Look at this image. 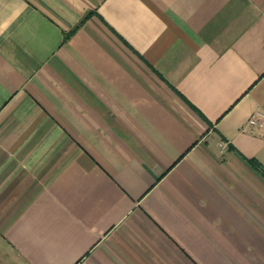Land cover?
Listing matches in <instances>:
<instances>
[{
	"label": "crops",
	"instance_id": "obj_1",
	"mask_svg": "<svg viewBox=\"0 0 264 264\" xmlns=\"http://www.w3.org/2000/svg\"><path fill=\"white\" fill-rule=\"evenodd\" d=\"M0 264H264V0H0Z\"/></svg>",
	"mask_w": 264,
	"mask_h": 264
},
{
	"label": "built area",
	"instance_id": "obj_2",
	"mask_svg": "<svg viewBox=\"0 0 264 264\" xmlns=\"http://www.w3.org/2000/svg\"><path fill=\"white\" fill-rule=\"evenodd\" d=\"M263 117V114L256 111L248 119L249 125H260L261 124V118ZM224 144V143H223Z\"/></svg>",
	"mask_w": 264,
	"mask_h": 264
}]
</instances>
